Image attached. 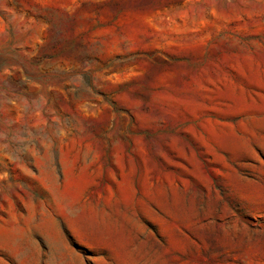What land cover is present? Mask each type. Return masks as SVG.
Returning <instances> with one entry per match:
<instances>
[{"label":"rangeland","instance_id":"374dc122","mask_svg":"<svg viewBox=\"0 0 264 264\" xmlns=\"http://www.w3.org/2000/svg\"><path fill=\"white\" fill-rule=\"evenodd\" d=\"M0 264H264V0H0Z\"/></svg>","mask_w":264,"mask_h":264}]
</instances>
